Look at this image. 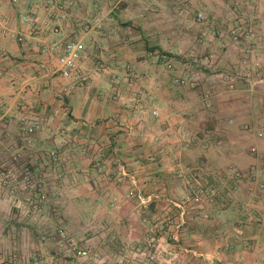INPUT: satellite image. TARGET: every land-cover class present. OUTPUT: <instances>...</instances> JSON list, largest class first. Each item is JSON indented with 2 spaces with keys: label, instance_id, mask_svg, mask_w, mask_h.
<instances>
[{
  "label": "crops",
  "instance_id": "1",
  "mask_svg": "<svg viewBox=\"0 0 264 264\" xmlns=\"http://www.w3.org/2000/svg\"><path fill=\"white\" fill-rule=\"evenodd\" d=\"M204 1L199 47L193 0H0V164L24 144L47 190L27 217L0 191L1 252L48 264L62 223L98 264H127L152 228L167 264H264V0ZM68 40L84 46L74 81L57 60ZM22 113L45 125L31 144ZM197 184L208 198L179 207Z\"/></svg>",
  "mask_w": 264,
  "mask_h": 264
},
{
  "label": "built area",
  "instance_id": "2",
  "mask_svg": "<svg viewBox=\"0 0 264 264\" xmlns=\"http://www.w3.org/2000/svg\"><path fill=\"white\" fill-rule=\"evenodd\" d=\"M196 19L200 23H204L206 16L203 11L196 13ZM23 21L33 22L34 18L28 14L22 18ZM231 34L236 38V30H232ZM18 40H21L18 37ZM84 46L79 41L68 40L65 41L61 47L57 60L59 64L60 74L64 77L71 78L73 81L79 77L77 75V63L83 54ZM196 59H194L195 61ZM166 67L169 70H173V64L166 62ZM128 76L130 78L135 77V73L132 68L127 69ZM237 73V72H236ZM233 73V74H236ZM247 75L246 73L236 75H230L228 73H220L222 78H234L236 76ZM188 76L173 77V82L177 84H184L187 82ZM152 114L159 116L156 108L152 110ZM133 116H138V112H133ZM19 125L24 134V141L27 144L33 142L31 136L37 132L45 129V125L42 120H38L33 116L22 113L18 118ZM62 136L59 145L48 150V157L52 161H58V152L62 146L71 142V137L61 131ZM23 145H19L17 142L9 143L6 146V150L9 152V159L0 164V191H6L9 195L10 204L17 209V215L29 216L32 213L38 211L40 206L47 200V190L45 188L44 173L34 169L30 161L24 156ZM58 163V162H57ZM99 166V164H97ZM235 176H240V172L232 170ZM58 176L61 172L57 173ZM179 177H185L186 174L179 170L177 171ZM188 179L195 180L194 176H190ZM253 180H249L248 190L253 193L256 187L253 186ZM257 188L264 189V182H260ZM209 196V191L203 186L197 184L192 193L185 196L179 204V207L183 209V205L201 204ZM151 236L146 240L145 244L136 251L133 259L127 264H162V253L158 243V235L155 228H152ZM49 240L53 243L56 255L48 264H79L85 261H93L94 264H98L101 261V256L98 252L91 249L88 245L79 243L75 238L70 236L65 226L60 223L56 226L54 231L49 234ZM31 260L39 262L41 257L37 250L25 251ZM22 255L16 251L1 252L0 251V264H23ZM167 264L169 262L164 261Z\"/></svg>",
  "mask_w": 264,
  "mask_h": 264
},
{
  "label": "rangeland",
  "instance_id": "3",
  "mask_svg": "<svg viewBox=\"0 0 264 264\" xmlns=\"http://www.w3.org/2000/svg\"><path fill=\"white\" fill-rule=\"evenodd\" d=\"M200 3L202 4V3H205V1L204 0H193V2H192V7H191V11H190V13H189V16H190V20L191 21H193V23L191 24V26L189 27V29H191V33H192V35H196V40L194 41L196 44H198V46L200 45V44H202V42L201 41H199V39H200V31H199V25H196L197 24V22H199V21H197L196 20V13L198 12V9H197V7L199 8H201V6H200ZM195 13V14H194ZM200 23V22H199ZM232 32V30H228V33H231ZM232 35V34H231ZM182 37H183V35H182ZM234 40V39H233ZM235 41V40H234ZM184 42H185V39H184ZM182 44H184V43H182ZM200 47V46H199ZM198 57V56H197ZM259 57H260V55H259ZM262 58V57H261ZM183 59H187V58H183ZM250 59H252V61H251V63L253 64L254 63V65H255V62H257L258 63V65H259V62L261 63V64H263V60H261L260 58L258 59V57H254V58H250ZM229 63H230V65L231 64H239V62H237L236 61V58H233L231 61H228ZM193 63L194 64H200V62H199V60H195V61H193ZM258 67H260V68H262L263 67V65H259ZM198 68V67H197Z\"/></svg>",
  "mask_w": 264,
  "mask_h": 264
},
{
  "label": "trees",
  "instance_id": "4",
  "mask_svg": "<svg viewBox=\"0 0 264 264\" xmlns=\"http://www.w3.org/2000/svg\"><path fill=\"white\" fill-rule=\"evenodd\" d=\"M169 56V55H168Z\"/></svg>",
  "mask_w": 264,
  "mask_h": 264
}]
</instances>
